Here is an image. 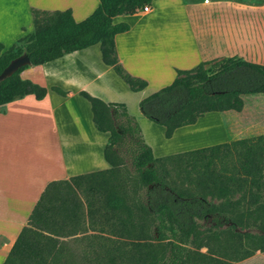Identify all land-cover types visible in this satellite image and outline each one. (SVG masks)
I'll return each instance as SVG.
<instances>
[{
    "label": "crops",
    "instance_id": "crops-1",
    "mask_svg": "<svg viewBox=\"0 0 264 264\" xmlns=\"http://www.w3.org/2000/svg\"><path fill=\"white\" fill-rule=\"evenodd\" d=\"M97 5L98 0H0L2 50L32 31L31 9L68 10L78 22ZM146 5L147 11L138 8L111 18L113 24L126 25L113 36L117 61L128 74L145 81L142 89L130 90L102 61L95 43L28 64L20 77L44 87L45 95L36 99L27 94L0 106V264L47 183L96 174L77 180L79 187L91 177L106 179L118 170L108 171L103 155L108 133L94 127L81 91L104 103L123 104L156 158L254 136H234L230 125L245 113L246 96L264 93L242 94L239 111L205 112L194 123L175 128L168 138L163 126L140 114L138 102L169 84L177 69L200 62L236 56L264 65V0H150ZM214 112L217 117L209 118ZM214 123L220 135H214Z\"/></svg>",
    "mask_w": 264,
    "mask_h": 264
},
{
    "label": "trees",
    "instance_id": "trees-1",
    "mask_svg": "<svg viewBox=\"0 0 264 264\" xmlns=\"http://www.w3.org/2000/svg\"><path fill=\"white\" fill-rule=\"evenodd\" d=\"M149 1L98 0L97 7L78 22L72 19L68 10L31 9L32 31L4 50L0 44V71L22 52L27 54L29 65H36L98 43L102 61L112 66L130 90H140L145 81L128 74L114 52L113 36L126 25L113 24L111 18L117 14H132ZM25 67L27 65L20 66L0 81V106L27 94L36 99L45 95L44 87L20 77L19 73ZM53 89L64 94L58 88ZM249 93H264V65L230 56L200 62L190 69H177L174 79L143 97L138 108L144 118L163 126L164 136L168 138L175 128L194 123L205 112L239 111L241 95ZM80 95L89 102L94 127L108 133L103 150L104 158L110 164L108 171L115 170L120 164L116 149L127 146L129 162L144 187V204H137L136 209L140 215L151 216L148 222L154 223L158 240L167 235L163 230H167L171 238L182 240L194 233L198 220L213 214L223 216L241 228L254 227L264 232V133L156 158L142 140L136 120L126 112L123 104L104 103L83 91ZM229 147L237 150V158L233 155L236 163L229 167L217 164L229 155ZM168 157L170 161L185 159L194 167L203 166L202 175L206 178L205 183L202 182L203 189L209 192L214 189V198L221 201L212 204L204 197L170 186L160 167ZM213 161L214 169H209ZM91 175L96 174L47 183L1 264H56L57 240L52 233L55 234L53 229L60 223L57 224L54 214L62 210L67 215L79 208V201L63 200L64 196H69L65 191L72 193L77 180ZM103 186L108 209L113 212L123 208L129 215L131 206L124 204L118 186L106 181ZM85 203L87 209L91 208L89 202ZM144 221L141 219L138 223ZM246 239L247 245L253 246L242 257L256 249L264 251L263 235H248ZM171 244L166 254L149 251L144 264H187L179 247L174 242ZM220 262L214 259V264Z\"/></svg>",
    "mask_w": 264,
    "mask_h": 264
},
{
    "label": "rangeland",
    "instance_id": "rangeland-1",
    "mask_svg": "<svg viewBox=\"0 0 264 264\" xmlns=\"http://www.w3.org/2000/svg\"><path fill=\"white\" fill-rule=\"evenodd\" d=\"M245 99V113L241 117L238 116V123L234 127L230 125L234 136H250L264 132V95L246 96ZM255 104L259 105L258 110L253 109ZM215 113L217 112L209 118L214 116L215 119ZM216 128L214 123V135H220L216 134ZM235 148L240 150L239 146ZM228 149L232 154L228 152L229 155L226 154L222 162L217 164L229 167L236 163L233 155H236L237 150H231V147ZM116 151L120 164L115 174L106 175V179L91 177L79 187L72 186V193L64 190L69 196H64L63 200L73 199L81 205L70 214L65 215L62 210L54 214L57 224L60 223L53 229L55 234L52 233L53 238L57 240L56 264H144L149 251L153 253L156 250L160 254H166L173 242L179 247L180 255L187 264H214V259L226 264H264V251L258 249L249 256L242 257L253 246L247 245L246 237L257 234L264 236V232L254 227L241 228L223 216L213 214L198 220L194 233L182 240L171 238L167 230H163L167 235L158 240L154 223L148 222L151 216L140 215V211L136 209L137 204H144V187L138 182L129 162L127 146L117 148ZM169 158L164 159L160 167L170 186L204 197L212 204L221 201L214 198V189L210 192L203 189L202 182L205 183L206 179L202 175V169H205L203 166L194 167L185 159L170 161ZM210 168L214 169V161ZM104 181L117 185L121 190L120 196L124 204L131 206L129 215L123 208L113 212L108 209L103 198ZM236 196L235 193L234 197ZM85 201L89 202L91 208H86ZM124 219L126 222L122 223ZM141 219L145 221L138 223ZM139 229L142 230L141 234Z\"/></svg>",
    "mask_w": 264,
    "mask_h": 264
},
{
    "label": "water",
    "instance_id": "water-1",
    "mask_svg": "<svg viewBox=\"0 0 264 264\" xmlns=\"http://www.w3.org/2000/svg\"><path fill=\"white\" fill-rule=\"evenodd\" d=\"M29 59L25 52H22L20 55L12 58L0 71V81L5 77L9 76L17 68L23 65H28Z\"/></svg>",
    "mask_w": 264,
    "mask_h": 264
},
{
    "label": "built area",
    "instance_id": "built-area-1",
    "mask_svg": "<svg viewBox=\"0 0 264 264\" xmlns=\"http://www.w3.org/2000/svg\"><path fill=\"white\" fill-rule=\"evenodd\" d=\"M140 9H141L142 11H147V10H148V5L144 4V5H142V6L140 7Z\"/></svg>",
    "mask_w": 264,
    "mask_h": 264
}]
</instances>
